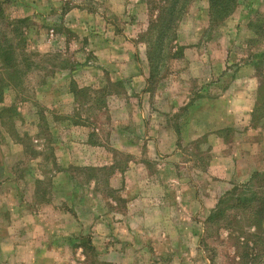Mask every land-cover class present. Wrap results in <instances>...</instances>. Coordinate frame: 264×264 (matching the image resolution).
Instances as JSON below:
<instances>
[{"label":"rangeland","instance_id":"obj_1","mask_svg":"<svg viewBox=\"0 0 264 264\" xmlns=\"http://www.w3.org/2000/svg\"><path fill=\"white\" fill-rule=\"evenodd\" d=\"M0 4L1 34L4 14L26 20L18 28L26 58L14 87H4L11 70L0 65L11 104L1 112L0 146L15 177L0 168V264H210L209 256L237 264L223 222L210 230L209 252L201 243L219 200L264 174V117L251 116L264 79V0H238L210 33L207 1L192 0L177 30L182 57L166 55L136 93L130 75L149 70L140 41L146 0ZM71 83L86 95L71 99ZM247 94L248 105L239 103ZM148 96L151 113L161 110L178 133L161 157L148 155L135 121L147 114L141 101ZM242 106L249 109L237 112ZM14 130L31 134L22 138L24 153L8 141ZM86 135L106 146L96 149L97 166H77L68 155L69 141Z\"/></svg>","mask_w":264,"mask_h":264},{"label":"trees","instance_id":"obj_2","mask_svg":"<svg viewBox=\"0 0 264 264\" xmlns=\"http://www.w3.org/2000/svg\"><path fill=\"white\" fill-rule=\"evenodd\" d=\"M206 1L208 4L209 27L205 32L210 33L234 13L238 0ZM191 2L192 0H146L148 23L145 31L140 36V41L146 46L149 81L164 66L166 55L171 60L182 57L183 50L175 44V41L179 24ZM25 21L7 22L5 32H2V34L0 32V64L3 65V70H11V72L4 73L8 77L7 84L4 87H14L15 82L20 80L19 65L22 63V59L26 58L24 54L26 50H24V34L18 28ZM1 78L0 86L2 87ZM1 87L0 99L3 91ZM70 92L73 93L75 99L86 95V90H79L74 87V83H71ZM251 116L253 122H257L264 117V79L259 84L257 100ZM262 177L263 184L254 186V184L260 182L259 178ZM251 180V183L235 187L219 200L206 221L205 234L201 243L203 250L209 252L208 250L211 248L206 244V239L210 237V230L218 225L220 221L223 222L222 230L227 231V241L232 242L237 264H264V174H254ZM254 188H256L255 191ZM239 190L249 194L241 196ZM236 191L240 194L237 193V198L232 200ZM227 200L233 201L234 204L228 205L229 201ZM227 210H236L237 218L236 216H227ZM244 227L247 229H244ZM212 258V256H209L210 264H213Z\"/></svg>","mask_w":264,"mask_h":264},{"label":"crops","instance_id":"obj_3","mask_svg":"<svg viewBox=\"0 0 264 264\" xmlns=\"http://www.w3.org/2000/svg\"><path fill=\"white\" fill-rule=\"evenodd\" d=\"M1 6L2 5L0 4V7ZM4 19H5L4 21H8V22L13 21V20H7L5 18V14H4ZM177 41L178 40L176 38V41H175L176 45H178ZM146 61H147V59H146ZM0 65L2 66V64H0ZM130 76H131V79L133 81L132 82L133 92L136 93L135 92L136 85H137V88H140V87L143 88L145 86L146 80H148V78H149V70L148 69H145V70L143 69L141 73H139L137 71L136 72L134 71ZM86 85L90 86L91 84H86ZM4 89L5 88H3V90ZM78 89H81V88H78ZM243 89H244L245 93H246V91L247 92L249 91V93H252L253 91L256 90V87L255 88L251 87V88H248V89L247 88H243ZM138 93H141L142 96L146 95L144 93L143 89L139 90ZM3 95H2V97L0 99V118L2 117L1 112L9 109V107L11 108V104H9L7 102V100L5 99V97ZM68 96L71 99L73 98L74 101H76L75 97L73 96V93L69 92ZM246 96L242 97L243 99H240L239 103L248 105L249 101H248V99H246V98H248V94ZM131 98L132 97H130L128 99V101H132ZM219 100H221L220 97H219ZM149 101H150V97L149 96L147 98H143L142 99V101H141V112L145 113L146 109H147V114H143V116H141L142 118H139L138 120H135V121H136V123H137L136 125L139 128V131L141 133V134L139 133L138 135H142V137L145 139L144 140V144H145V148H147V150H148V155H149V149H152L155 156L161 157L162 154L171 153V152H167V150L168 149H169V151L173 150L175 142H174V144H172V138L173 137L177 138L178 137V133L175 130H173L172 127L167 126L166 121H165L166 120L165 119L166 116H164V114H163V112L161 110H158V109L156 110V112H158L159 114L158 113H154L155 115H153L151 113V106H150V102ZM136 106H137V104H136ZM248 109H249V106H246V107L242 106V107H239L237 109V112L243 113V111H247ZM135 110H136V108H135ZM133 114H135V113H133ZM128 115L129 114H127V116ZM144 119H147L145 121V123H143ZM128 121H130V120H128ZM148 122L151 123V125ZM71 127L82 129V130H85V131H87L86 128H88L89 131H91L92 133L98 131V129L93 128V127L88 126V125L86 126L84 123L83 124L71 123ZM17 131L18 130H14V133L16 132L15 133L16 136L13 134L15 136V139L13 137L8 136L9 137L8 141H9L10 144L11 143L14 144V142L17 143V144H20L22 146V150L21 151L24 153L26 151L24 149L25 148L24 145H22L23 144L22 138H27L28 139V135H31V134H30V132L25 131L24 132L25 134H23L22 137H20L19 132H17ZM208 133L209 132H202L200 135L204 136V134H207L209 136ZM166 137H169V142L167 141ZM34 142H36V140ZM69 145H71V150L68 152V155H69V157H74L75 158V165L80 166V167L95 166L97 164L98 160H99L97 158V156H96L97 155L96 154L97 150H99V148L104 149V147H106L104 145H100L101 146L100 147V146H94L93 144H89L87 135H86V139L84 141L81 140L80 143H79L78 141H72L71 140V141H69ZM152 146H153V148H151ZM1 150L2 149H1V146H0V168L5 170V172L7 174V178L15 180V177H13L14 176L13 169L11 168V165H10L11 163L7 164L5 162V156L3 154V151L1 152ZM129 151H131V150H129ZM93 154L95 155L94 157H93ZM129 164L134 165L133 162H130ZM138 164L140 165L141 163H138ZM4 180H5V178L3 179V181Z\"/></svg>","mask_w":264,"mask_h":264}]
</instances>
